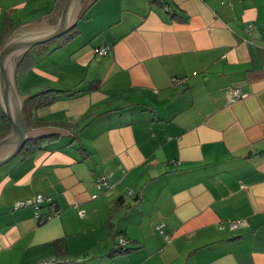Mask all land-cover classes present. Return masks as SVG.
I'll use <instances>...</instances> for the list:
<instances>
[{
	"label": "crops",
	"instance_id": "crops-1",
	"mask_svg": "<svg viewBox=\"0 0 264 264\" xmlns=\"http://www.w3.org/2000/svg\"><path fill=\"white\" fill-rule=\"evenodd\" d=\"M77 1L31 68L16 71L24 52L15 59L24 100L79 91L27 106L46 123L34 129L64 134L0 166V264H264V0H169L177 13L152 0ZM66 2L0 0V29L10 13L22 39L40 36ZM99 175L110 187L97 193ZM36 194L47 198L37 208H14ZM120 196L130 208L110 230ZM238 218L243 227L219 229ZM116 230L127 251H113Z\"/></svg>",
	"mask_w": 264,
	"mask_h": 264
},
{
	"label": "water",
	"instance_id": "water-1",
	"mask_svg": "<svg viewBox=\"0 0 264 264\" xmlns=\"http://www.w3.org/2000/svg\"><path fill=\"white\" fill-rule=\"evenodd\" d=\"M71 2L76 4L78 1L67 0L61 19L54 29L40 36L22 39L20 37L22 29L19 27L12 32L0 50V107L11 124L8 134L0 139V166L12 160L27 140L64 134L63 130L54 128L31 129L26 127L22 111L24 99L18 94L15 85V64H13L12 70L10 65L18 54L50 41L68 30L66 16ZM47 129L52 130L47 131Z\"/></svg>",
	"mask_w": 264,
	"mask_h": 264
},
{
	"label": "trees",
	"instance_id": "trees-1",
	"mask_svg": "<svg viewBox=\"0 0 264 264\" xmlns=\"http://www.w3.org/2000/svg\"><path fill=\"white\" fill-rule=\"evenodd\" d=\"M152 1L160 4L161 6L166 8L167 10L170 9V10L176 12V8L171 4V2L169 0H152ZM181 16L182 15H180V17ZM19 26H20V23L16 22L12 18L10 13H6L4 15V18H3V21H2V25H1V29H0V32H1L0 33V50H1L4 42L6 41V39ZM54 39H56V38H54ZM54 39H52V40H54ZM52 40H50V41H52ZM47 43H49V41ZM45 45H46L45 43L44 44H38V45L32 47L31 49L27 50L26 52H24L20 56V59H18V62L16 64V71L17 72H22V71H26L29 68H31V66H32V64L34 62V58L31 55V51L34 48H36V47H44ZM106 45H108V44H106ZM78 91L79 90L77 88H75V87H72L71 89H67V90L46 89V90L40 91V92L28 97L27 99H25L23 101V103H22V111H23V116H24V119H25L26 127L27 128H35V127H41V126H45L46 125L45 122H43V121H41L39 119H32L31 120L29 118V115L27 113V111H28V109H27L28 107L27 106H30L29 105L30 102L33 104V103H35L33 101H37V103L35 105L36 106H42V104L45 105V104H49L52 101H54L56 96H58L59 92H63L66 96H69V95H73L74 96V95L77 94ZM46 94H47V96H46ZM45 96L47 97V99H46ZM42 98H45V101H41ZM63 127L67 128V129H70V133H71V137H72L73 141L74 140L79 141V133H80L81 129H79V127H78V125L76 123H74V124L64 123ZM10 128H11L10 121L7 118V116L4 114V112L2 111V109L0 107V139H2L3 137H5L8 134V132L10 131ZM46 142H49L48 138H36V139L34 138V139L27 140L23 144L22 148L20 149V151L18 153V154H20L19 157L20 158H26V157L31 156L38 149H42L43 148V144L46 143ZM138 194H139L138 196H135V195H132V196L128 195V196H130L135 202H137L140 199V197H139L140 193H138ZM128 208H130V202L126 201V199L123 196H120L116 200L114 205L112 206V208L110 210V213H109L108 226H109L110 230H112L113 226L115 225L113 220H112L113 214L116 213L117 211H119V209L127 210ZM112 237H113V242H114V247H113V251L114 252H123V251H127L130 248L127 245L126 238L121 234V232L119 230H116L113 233ZM118 237H123L126 240V242L124 244H119L118 243ZM52 258H55V260L51 264H82L83 261H84V260H81V259L68 260V259H65V258H57V257H52Z\"/></svg>",
	"mask_w": 264,
	"mask_h": 264
},
{
	"label": "built area",
	"instance_id": "built-area-1",
	"mask_svg": "<svg viewBox=\"0 0 264 264\" xmlns=\"http://www.w3.org/2000/svg\"><path fill=\"white\" fill-rule=\"evenodd\" d=\"M93 51L95 53V55L97 56H102L107 54L110 51V46L109 45H100V46H95L93 48ZM173 82L174 84H180L183 79L181 78H177V77H173ZM228 97L229 99H238L241 97V94L239 92L238 89H233L230 90L228 92ZM174 162V160H173ZM95 187L97 189V193L102 192L103 190L107 189L110 187V182L107 178V176L105 175H99L96 180H95ZM46 197L42 194H36L31 198H27V199H20V200H16L13 203L14 208H19L22 206H27V205H33L34 207H38L41 203L46 201ZM80 215H83L84 212L81 210L79 211ZM35 216L36 218H41V215L39 214L38 210L36 209L35 211ZM246 224L244 219L238 218V219H231L228 220L226 223H220L219 224V229H229V230H237L241 227H243ZM157 227L160 229L161 232H163V223H160L157 225ZM165 238L169 239L170 236L168 234H165ZM126 242V240L123 237H118V243L119 244H124ZM55 260V258H49L46 260H39L38 262H36V264H51L53 263Z\"/></svg>",
	"mask_w": 264,
	"mask_h": 264
},
{
	"label": "rangeland",
	"instance_id": "rangeland-1",
	"mask_svg": "<svg viewBox=\"0 0 264 264\" xmlns=\"http://www.w3.org/2000/svg\"><path fill=\"white\" fill-rule=\"evenodd\" d=\"M15 59H16V58H15ZM14 61H15V60H14ZM14 61H13L12 64L10 65L11 70L13 69ZM95 115H97V114H95ZM88 119H89V120H87V123L91 120V115L89 116ZM58 138H60V137H57V138H54V137H53V139H52V138H48V141H50V140L55 141V140H57ZM79 139H80V135H79ZM18 156H20V154H17L15 157H18ZM15 157H14V158H15ZM14 158H13V159H14Z\"/></svg>",
	"mask_w": 264,
	"mask_h": 264
}]
</instances>
